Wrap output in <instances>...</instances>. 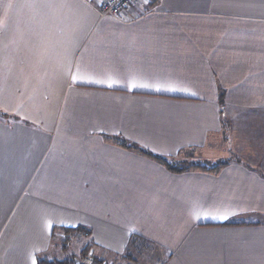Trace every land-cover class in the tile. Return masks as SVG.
Returning <instances> with one entry per match:
<instances>
[{
	"label": "crops",
	"instance_id": "0c3cea01",
	"mask_svg": "<svg viewBox=\"0 0 264 264\" xmlns=\"http://www.w3.org/2000/svg\"><path fill=\"white\" fill-rule=\"evenodd\" d=\"M105 1L0 0V264H264V0Z\"/></svg>",
	"mask_w": 264,
	"mask_h": 264
},
{
	"label": "trees",
	"instance_id": "16d2710c",
	"mask_svg": "<svg viewBox=\"0 0 264 264\" xmlns=\"http://www.w3.org/2000/svg\"><path fill=\"white\" fill-rule=\"evenodd\" d=\"M220 100H224V96L220 97ZM117 141L124 147L137 151L142 155H145L152 160L160 163L163 165L166 169L169 171L176 173V174H181L185 173L191 170H204V171H210V172H218L221 169L225 168L230 164L231 161H224V162H207V161H199L196 163L192 162H183V161H178L174 158H167V157H162L153 153H150L146 151L145 149H142L138 147L137 145L131 144L125 140L122 139H117ZM236 160V159H235ZM237 162H240L238 159ZM262 174V173H261ZM262 176H264L262 174ZM80 231L79 229H60V238L59 240V249L65 254L63 258L61 257H51L47 255H43L42 257L38 258V264H77L75 261L74 256L69 254V249L71 248V243H73L74 238H79L76 235H79ZM55 237V236H54ZM91 246V243H89ZM133 244V243H131ZM86 249V248H85ZM84 255H87V250L82 252ZM90 253V252H89ZM88 256V255H87ZM131 257V256H130ZM91 258L93 260V264H100L101 261L99 260L98 257L91 255ZM80 264H86L82 260H78V263ZM105 263V262H104Z\"/></svg>",
	"mask_w": 264,
	"mask_h": 264
},
{
	"label": "rangeland",
	"instance_id": "374dc122",
	"mask_svg": "<svg viewBox=\"0 0 264 264\" xmlns=\"http://www.w3.org/2000/svg\"><path fill=\"white\" fill-rule=\"evenodd\" d=\"M183 162H192V163H196L199 162L197 159H192L189 158L187 160H184ZM86 248V249H85ZM87 250V255H84L82 252ZM90 252V246L88 242H84L83 240L81 241H73V243H71V248L69 249V254L74 256L75 260H82L84 261L86 264H93V260L91 258V254ZM141 252H143V256H139L137 257L138 259H141L142 263L144 264H154V255L152 253V248L151 247H145L144 249L141 250ZM62 257L65 256V254L61 251V249L57 248L55 250H53L51 252V257ZM152 256V258H151ZM101 261L100 264H105L103 260L99 259ZM114 263V260H110L109 264ZM108 264V263H106Z\"/></svg>",
	"mask_w": 264,
	"mask_h": 264
},
{
	"label": "built area",
	"instance_id": "2783aa9c",
	"mask_svg": "<svg viewBox=\"0 0 264 264\" xmlns=\"http://www.w3.org/2000/svg\"><path fill=\"white\" fill-rule=\"evenodd\" d=\"M141 0H106L102 6L101 16L121 17L130 12Z\"/></svg>",
	"mask_w": 264,
	"mask_h": 264
},
{
	"label": "snow or ice",
	"instance_id": "6c2138e0",
	"mask_svg": "<svg viewBox=\"0 0 264 264\" xmlns=\"http://www.w3.org/2000/svg\"><path fill=\"white\" fill-rule=\"evenodd\" d=\"M109 87H111V85H109ZM131 87H136V85H135V84H133V85H131Z\"/></svg>",
	"mask_w": 264,
	"mask_h": 264
},
{
	"label": "water",
	"instance_id": "95a60500",
	"mask_svg": "<svg viewBox=\"0 0 264 264\" xmlns=\"http://www.w3.org/2000/svg\"><path fill=\"white\" fill-rule=\"evenodd\" d=\"M77 262V264H80V262L78 263V260H75Z\"/></svg>",
	"mask_w": 264,
	"mask_h": 264
}]
</instances>
